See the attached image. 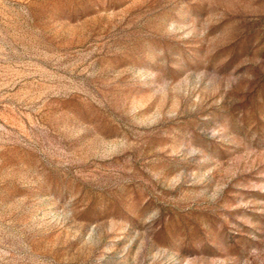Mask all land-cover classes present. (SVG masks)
<instances>
[{"label": "rangeland", "instance_id": "374dc122", "mask_svg": "<svg viewBox=\"0 0 264 264\" xmlns=\"http://www.w3.org/2000/svg\"><path fill=\"white\" fill-rule=\"evenodd\" d=\"M0 264H264V0H0Z\"/></svg>", "mask_w": 264, "mask_h": 264}]
</instances>
